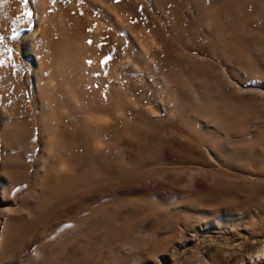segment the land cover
I'll list each match as a JSON object with an SVG mask.
<instances>
[{"label":"rangeland","instance_id":"374dc122","mask_svg":"<svg viewBox=\"0 0 264 264\" xmlns=\"http://www.w3.org/2000/svg\"><path fill=\"white\" fill-rule=\"evenodd\" d=\"M0 36V264H264V0H0Z\"/></svg>","mask_w":264,"mask_h":264},{"label":"snow or ice","instance_id":"6c2138e0","mask_svg":"<svg viewBox=\"0 0 264 264\" xmlns=\"http://www.w3.org/2000/svg\"><path fill=\"white\" fill-rule=\"evenodd\" d=\"M23 2L26 3L27 0H23ZM24 15L29 16L30 13L25 12ZM4 39L5 38L3 36H0V44L3 43ZM9 39H16V35L14 34L13 36L9 37ZM5 51H7L9 54H11V49H8L7 47H5ZM0 63H3V62L0 61Z\"/></svg>","mask_w":264,"mask_h":264},{"label":"bare ground","instance_id":"6f19581e","mask_svg":"<svg viewBox=\"0 0 264 264\" xmlns=\"http://www.w3.org/2000/svg\"><path fill=\"white\" fill-rule=\"evenodd\" d=\"M257 257L261 258V259L264 257V247H262V249L260 251H258Z\"/></svg>","mask_w":264,"mask_h":264}]
</instances>
